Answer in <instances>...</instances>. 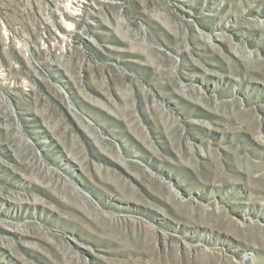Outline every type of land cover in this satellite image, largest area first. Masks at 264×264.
<instances>
[{
	"label": "rangeland",
	"instance_id": "374dc122",
	"mask_svg": "<svg viewBox=\"0 0 264 264\" xmlns=\"http://www.w3.org/2000/svg\"><path fill=\"white\" fill-rule=\"evenodd\" d=\"M71 1L0 0V264H264V0Z\"/></svg>",
	"mask_w": 264,
	"mask_h": 264
},
{
	"label": "bare ground",
	"instance_id": "6f19581e",
	"mask_svg": "<svg viewBox=\"0 0 264 264\" xmlns=\"http://www.w3.org/2000/svg\"><path fill=\"white\" fill-rule=\"evenodd\" d=\"M70 1H71V0H70ZM90 1H92V0H86V1H84V3H85V4H88V2L90 3ZM71 2L73 3L72 6L68 5V7H69V9H73L72 14H75L74 12L78 10V9H76L75 6H78V5H77V3L75 2V0H72ZM67 9H68V8H67Z\"/></svg>",
	"mask_w": 264,
	"mask_h": 264
}]
</instances>
